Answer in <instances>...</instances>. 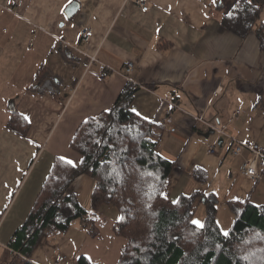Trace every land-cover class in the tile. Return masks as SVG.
Masks as SVG:
<instances>
[{"label": "crops", "instance_id": "0c3cea01", "mask_svg": "<svg viewBox=\"0 0 264 264\" xmlns=\"http://www.w3.org/2000/svg\"><path fill=\"white\" fill-rule=\"evenodd\" d=\"M250 1L0 0V264L11 259L8 243L54 160L65 157L80 166L82 156L70 148L77 127L110 110L127 85L136 88L131 111L161 127L157 150L174 164L164 190L169 201L212 194L216 223L226 212L229 225L233 204L264 206V161L257 165L262 178L254 180L242 174L250 152L233 157L229 151L231 139L255 141L264 149V52L255 36L264 5L244 39L221 24L239 3ZM71 3L79 8L68 18ZM84 28L93 32L86 46L80 43ZM85 53H96L112 74L104 80L93 76ZM127 62L133 63L128 79L122 74ZM68 86L74 92L65 91ZM165 96L179 107L171 123H163L169 113ZM12 108L30 118L26 135L9 126ZM94 186L83 175L68 191L87 211L98 237L81 220L65 232L48 225L31 263L54 264L65 256L67 264L81 257L90 264H118L127 243L114 233L119 212L113 206L91 210ZM193 209V219L204 210L203 220L199 216L204 222L203 199Z\"/></svg>", "mask_w": 264, "mask_h": 264}, {"label": "trees", "instance_id": "16d2710c", "mask_svg": "<svg viewBox=\"0 0 264 264\" xmlns=\"http://www.w3.org/2000/svg\"><path fill=\"white\" fill-rule=\"evenodd\" d=\"M263 5L264 0L239 3L222 18L223 28L246 38ZM255 36L264 52V22ZM135 91L127 85L110 110L77 127L70 148L82 156L80 166L54 160L25 222L8 243L12 257L7 264H33L29 257L48 225L65 232L81 220L90 236L98 237L87 211L68 191L83 175L95 181L91 210L113 206L119 212L114 233L127 243L118 264H264V206L233 204L234 222L225 238L215 220L214 195L181 196L178 204L163 198L174 164L157 150L161 127L131 111ZM9 126L23 135L29 129L14 108ZM198 198L206 208L203 230L191 223ZM74 264L90 263L81 257Z\"/></svg>", "mask_w": 264, "mask_h": 264}, {"label": "built area", "instance_id": "2783aa9c", "mask_svg": "<svg viewBox=\"0 0 264 264\" xmlns=\"http://www.w3.org/2000/svg\"><path fill=\"white\" fill-rule=\"evenodd\" d=\"M139 6L142 8L143 11H147L148 7L147 5L142 2V1H137ZM93 37V32L90 29L84 28L81 31V37H80V43L83 45H87L91 38ZM85 57L88 59V71L90 73L101 79L104 80L106 79L109 75L112 74V72L108 69L106 65L103 63L99 62L96 53H85ZM96 65L98 68V71H91V67ZM133 71V63L127 62L122 70V74L124 77L128 79V76L132 73ZM74 88L67 87L65 91L67 92H74ZM162 102L165 103L168 108H169V113L168 115L163 119V123H171L172 121V112L179 110L178 105L171 101L169 96H165L162 98ZM199 121H202V118H198ZM221 134H223L222 130H219ZM214 150L213 147L209 148V153H212ZM245 150H248L250 152V157L247 158L242 167V174L245 177H249L254 180H260L262 178V175L257 169V165L259 161H264V149L261 147L257 142L251 141L248 144H243L235 139H231V145H230V154L233 157L240 156ZM1 262V260H0ZM54 264H67V258L65 256H59Z\"/></svg>", "mask_w": 264, "mask_h": 264}, {"label": "snow or ice", "instance_id": "6c2138e0", "mask_svg": "<svg viewBox=\"0 0 264 264\" xmlns=\"http://www.w3.org/2000/svg\"><path fill=\"white\" fill-rule=\"evenodd\" d=\"M132 111H133V113H135L137 116H140V113L137 112L136 109H132ZM23 119H24L25 121L31 123V120H30V118H29L27 115H24V116H23ZM61 160H62V161H65L67 164H69V165L72 166V167H76V164H75L71 159H67V158H65V157H61ZM163 198H164V199H167V195L165 194V195L163 196ZM172 203H173V204H178V203H179V200H173ZM97 219H99V218L97 217ZM191 223H192V225L195 226L196 229L203 230V229L205 228V224H204V222H202V221H200V220H198V219H192V220H191ZM217 226L219 227L218 222H217ZM221 234H222L225 238H228V236H229V232L226 231V230H223V229H221ZM89 259H91V258H89Z\"/></svg>", "mask_w": 264, "mask_h": 264}, {"label": "rangeland", "instance_id": "374dc122", "mask_svg": "<svg viewBox=\"0 0 264 264\" xmlns=\"http://www.w3.org/2000/svg\"><path fill=\"white\" fill-rule=\"evenodd\" d=\"M51 61H52V63H58L57 62V60H56V58H53V59H51ZM202 211V210H201ZM200 215H202V220H203V218H204V210L202 211V212H198L197 213V215H196V219H198L199 220V216ZM219 224H221L220 225V229H223V230H226V231H228L229 230V228L232 226V223H230V225H229V222H228V220H227V214H226V212H222L221 214H220V217H219ZM203 222V221H202ZM233 222V221H232Z\"/></svg>", "mask_w": 264, "mask_h": 264}, {"label": "water", "instance_id": "95a60500", "mask_svg": "<svg viewBox=\"0 0 264 264\" xmlns=\"http://www.w3.org/2000/svg\"><path fill=\"white\" fill-rule=\"evenodd\" d=\"M78 8H79L78 3H71L65 10L66 16L68 18H70L71 16H73L76 13Z\"/></svg>", "mask_w": 264, "mask_h": 264}]
</instances>
